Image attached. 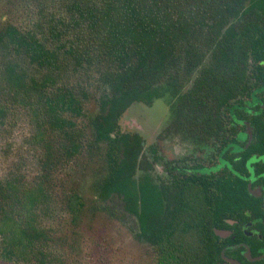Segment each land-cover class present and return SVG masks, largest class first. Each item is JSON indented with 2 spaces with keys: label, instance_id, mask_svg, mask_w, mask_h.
<instances>
[{
  "label": "trees",
  "instance_id": "1",
  "mask_svg": "<svg viewBox=\"0 0 264 264\" xmlns=\"http://www.w3.org/2000/svg\"><path fill=\"white\" fill-rule=\"evenodd\" d=\"M22 4L33 12V26L0 24V130L9 102L32 103L38 127L34 145L44 148L51 169L72 161L84 148L104 145L106 171L94 184L96 195L105 203L119 202L123 213L136 218L137 235L153 249L154 264H219L226 246L242 240L256 257L243 258L239 249L226 250V255L243 264H264V227L258 222L262 238L242 229L246 221L263 216L262 199L250 194L247 177L194 174L159 184L143 137L120 128L132 104H151L168 95L177 100L172 105L176 125L210 141L222 135L225 120L235 131L233 114L248 118L236 103L257 104L250 120L255 138L240 147L244 160L238 168L248 174V156L264 154V0ZM92 82L101 94L87 132L76 118L86 115ZM229 144L226 138L223 148ZM20 164L0 178V260L67 264L46 219L58 209L60 193L73 220L84 199L73 187L63 186L58 194L53 188L58 176L50 171L30 176ZM256 170L262 173L264 162ZM230 218L239 223L229 225ZM227 227L235 240L215 233Z\"/></svg>",
  "mask_w": 264,
  "mask_h": 264
},
{
  "label": "rangeland",
  "instance_id": "2",
  "mask_svg": "<svg viewBox=\"0 0 264 264\" xmlns=\"http://www.w3.org/2000/svg\"><path fill=\"white\" fill-rule=\"evenodd\" d=\"M33 20V12L24 8L22 0H0V24L8 21L28 28L33 26ZM190 85L191 82L188 87ZM89 88L86 115L76 118L81 126L85 124L87 132L90 131L87 127L89 119L99 109L101 94L97 83L92 82ZM9 104L5 129L0 130V178L15 167L17 171L20 168L17 165L21 163L22 170L30 176L47 171L53 177L58 176V183L53 184L58 194L63 186L65 189L73 187L84 199V206L74 220L65 211L62 193L61 198L55 201L58 209L46 222L51 224L57 239V253L67 264H154L153 249L137 235L136 218L123 213L119 202L105 203L96 195L94 184L106 171L105 146L84 148L72 161H63L51 169L52 163L49 156H44V148L34 145L38 127L32 103ZM171 105L170 96L157 98L151 104L136 102L122 116L120 128L140 133L145 140L147 154L152 156L150 149L155 147L163 162L199 156L203 153L202 145L173 125ZM51 138L48 136L47 141ZM154 171L157 175L162 174L161 163L154 165ZM111 207L118 211L112 213ZM0 264L8 263L0 260Z\"/></svg>",
  "mask_w": 264,
  "mask_h": 264
},
{
  "label": "flooded vegetation",
  "instance_id": "3",
  "mask_svg": "<svg viewBox=\"0 0 264 264\" xmlns=\"http://www.w3.org/2000/svg\"><path fill=\"white\" fill-rule=\"evenodd\" d=\"M197 71L194 74V77L197 75ZM194 77L186 84L183 91L188 92V90L193 85ZM191 85L188 87V85ZM168 96V95H167ZM171 98V97H170ZM172 99V98H171ZM244 97L241 98L243 100ZM176 99H172V105ZM251 100V99H249ZM177 101V100H176ZM238 108H244L243 115L247 116L248 118H239L236 117L233 114V117H235V131L231 130V125L228 121H224V130L222 131V135L219 138L212 139L210 141L204 140L200 137L199 134L192 130H188L182 127H179L176 125L175 121L173 120V125L178 127V130H181L182 132L189 133L193 139L198 143L201 144V152L199 156H191V158H175L166 160L165 162L162 161V158L160 157L159 153L156 150V155L152 153V148L150 149V153L152 156L148 155L146 152V145L144 140V153L145 156L153 161V164L156 166V164L161 163V170L162 174H155L154 167L152 170V175L156 179V181L159 184H162L164 182H173L175 177H183L185 175H210V176H223L226 173H231L233 175H240L243 177H247V186L249 189L250 194H252L255 197H259L262 199V209L261 214L263 215L259 219H253L246 221L242 225L243 232L245 235L249 237L258 236L259 238H262V234L259 230V226H257L258 222L264 227V170L262 173H258L257 165L260 162H264V154L263 155H254V156H248L246 159V167L248 170V174H245V169H239V162L244 160V156L240 155V147L244 144L249 145V143L255 138L256 135V127L253 126V124L250 122L252 115H254L257 110V104H246L245 106L240 105V103H236ZM171 105V106H172ZM262 107L264 108V104H262ZM173 111V107H172ZM173 117L175 119V114L173 111ZM133 132V131H130ZM140 134V133H139ZM141 135V134H140ZM142 136V135H141ZM143 137V136H142ZM229 138L231 141V144L229 149L223 148V144L225 142V139ZM236 138L237 142H233L232 139ZM205 150V151H204ZM226 150L228 151L226 153ZM154 156H156V159L154 160ZM153 165V166H154ZM263 169V168H262ZM226 223L229 225H235L239 223L238 219L230 218L226 219ZM215 229H222V230H228L230 231V234L227 237L223 238H231L232 240L236 239V235L234 233V230L232 228H215ZM222 237V236H221ZM256 245V244H254ZM229 249H239L240 253L238 255H241L243 258H246L249 256V258L256 257L253 255L251 245L242 240L241 242H233L229 243L226 248L223 250L224 254H222L223 262H220L219 264H234L233 260H238V258H234L232 256L226 255V250ZM262 251L264 252V248H262ZM236 260V261H237ZM240 261V260H238ZM241 264H243L240 261Z\"/></svg>",
  "mask_w": 264,
  "mask_h": 264
},
{
  "label": "water",
  "instance_id": "4",
  "mask_svg": "<svg viewBox=\"0 0 264 264\" xmlns=\"http://www.w3.org/2000/svg\"><path fill=\"white\" fill-rule=\"evenodd\" d=\"M215 233L217 235H219V236L227 237L230 234V231H228V230H222V229H215ZM229 260H231V261H233L235 263L241 264L239 261H236V260H233V259H229Z\"/></svg>",
  "mask_w": 264,
  "mask_h": 264
}]
</instances>
